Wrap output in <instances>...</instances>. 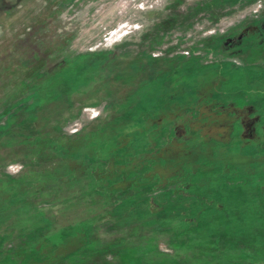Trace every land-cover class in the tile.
Wrapping results in <instances>:
<instances>
[{
	"label": "rangeland",
	"instance_id": "1",
	"mask_svg": "<svg viewBox=\"0 0 264 264\" xmlns=\"http://www.w3.org/2000/svg\"><path fill=\"white\" fill-rule=\"evenodd\" d=\"M257 247L264 0H0V264Z\"/></svg>",
	"mask_w": 264,
	"mask_h": 264
},
{
	"label": "built area",
	"instance_id": "2",
	"mask_svg": "<svg viewBox=\"0 0 264 264\" xmlns=\"http://www.w3.org/2000/svg\"><path fill=\"white\" fill-rule=\"evenodd\" d=\"M139 7H143L142 5H139ZM129 30V26L127 25V23H123L119 26L118 30L116 31H112L109 33V36H115V35H118V36H122V35H126L127 34V31Z\"/></svg>",
	"mask_w": 264,
	"mask_h": 264
},
{
	"label": "trees",
	"instance_id": "3",
	"mask_svg": "<svg viewBox=\"0 0 264 264\" xmlns=\"http://www.w3.org/2000/svg\"><path fill=\"white\" fill-rule=\"evenodd\" d=\"M199 218H200V217H199ZM257 250H260V251H257ZM256 252H257V255H259V256L264 255V251H262L260 247H257V248H256Z\"/></svg>",
	"mask_w": 264,
	"mask_h": 264
}]
</instances>
